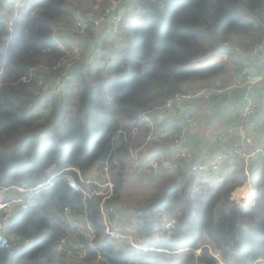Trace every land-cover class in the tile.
<instances>
[{
  "label": "trees",
  "instance_id": "obj_1",
  "mask_svg": "<svg viewBox=\"0 0 264 264\" xmlns=\"http://www.w3.org/2000/svg\"><path fill=\"white\" fill-rule=\"evenodd\" d=\"M68 1L0 0V189L3 200H22L0 222V264H264V158L263 171L250 175L257 192L246 206L230 198L242 177L207 189L211 172L181 165L144 182L133 206L123 193L130 150L151 131L142 114L177 91L231 82L240 51L264 37V0H116L118 28L80 39L86 73L73 70L86 58L66 65L68 45L54 35L75 23ZM96 2L98 13L110 4ZM80 19L76 26L89 30ZM219 52L229 59L196 64ZM60 80L55 95L43 92ZM149 119L160 128L148 147L161 139L164 148L175 125L155 113Z\"/></svg>",
  "mask_w": 264,
  "mask_h": 264
},
{
  "label": "built area",
  "instance_id": "obj_2",
  "mask_svg": "<svg viewBox=\"0 0 264 264\" xmlns=\"http://www.w3.org/2000/svg\"><path fill=\"white\" fill-rule=\"evenodd\" d=\"M17 4L22 0H17ZM119 7L116 2L110 3L105 11L99 17L98 22L101 25H104L105 30H116L120 22L121 15L112 13V10ZM4 10H0V16L4 15ZM87 15V14H86ZM81 17L80 21L89 22L96 24V21L93 20V16ZM98 24V25H99ZM82 26V24H81ZM94 27L95 25L92 24ZM102 28V26H101ZM99 50V48H98ZM264 52V37L259 41L253 43L250 47L240 51V61L241 68L240 74L242 75V83L250 87V85L258 80L264 82V72H262L257 78L253 79L249 73V64L247 62L248 58L254 57L260 53ZM64 84L63 80L57 81V83L52 84L50 87L44 89V93L47 96L55 95L60 89V86ZM235 84H225V85H216V86H203L194 89L177 91L168 97L164 103L157 108L146 111L142 114L141 120L146 121L151 124L149 115L155 113L159 119H163L164 123H173L175 126L167 129L163 136L165 137L163 141L164 148L161 152L155 153L156 155L151 157L148 161L149 168L152 172L158 173L161 171L164 172H173L177 169L178 166L184 165L187 169L192 171H205L211 173H217L221 170L224 164L231 165L236 160L243 161V176L247 183H250V161L256 157L264 158V139L260 142H256L250 135H246L243 131H238L236 133L237 140L234 145L226 146L222 150L218 151L207 161H199L195 158L192 148L189 147L187 142V132L189 122L191 123V116L186 115V107L191 108L193 105H196L197 102H204L205 100H210L214 96H219L233 87ZM249 99V97L247 98ZM256 111V104L248 100L243 106H236L234 108V113L238 116L239 119H244L252 115ZM151 131L146 136V139L138 147L130 150V156L133 160H138L140 155V149H145L148 147V141L152 139L153 133ZM138 132V127L133 126L131 129V134L135 135ZM107 171V168H104ZM90 181V180H89ZM94 183H98L96 180H92ZM109 187L113 186L114 183L107 181ZM19 190H24L19 187ZM250 192L246 191L243 185H237L233 188L230 194V198L235 201L239 206H246L252 204L255 199L253 189ZM3 189H0V222L4 220L10 213L13 212L14 206L18 202H22L21 198L14 200H3ZM116 216V215H115ZM68 218V216L66 215ZM173 225L171 219H167L164 222V227L170 229ZM108 232L112 233V236L115 238H125L129 240L130 244L142 248V249H152L153 247L145 246L142 244V239L137 236L133 237L128 234H121L117 231H110L107 227Z\"/></svg>",
  "mask_w": 264,
  "mask_h": 264
},
{
  "label": "crops",
  "instance_id": "obj_3",
  "mask_svg": "<svg viewBox=\"0 0 264 264\" xmlns=\"http://www.w3.org/2000/svg\"><path fill=\"white\" fill-rule=\"evenodd\" d=\"M17 6L19 7L18 4L14 5V7ZM102 28H104V25H102ZM247 62L249 64V73L253 79L264 72V52L248 58ZM242 79L243 77L239 71L233 76L232 81L228 83L235 85L225 93L214 96L204 102H197L191 108L186 107L185 114L191 116L190 118L192 119L188 125L187 142L197 160L207 162L212 155L224 147L234 145L238 131H243L246 135H250L256 142L264 139V82L256 80L248 87L242 83ZM248 97L249 99H247ZM248 100L256 104V111L243 120L239 119L234 113V108L243 106ZM159 120L163 123V119ZM149 126L154 130L160 128L158 124L152 123V121ZM157 142L156 146L154 145L150 148L154 153H159L163 150L162 140H157ZM147 148L144 150L140 149V157L147 152ZM259 160L260 158L256 157L250 161L251 177L254 171H263ZM233 164H224L217 176L221 178L240 176L242 181L239 185L244 184L246 191L249 190L251 192V189H253V193L256 194L257 190L253 187L251 181L247 183L244 176H242L243 164L241 163L234 168L231 167ZM181 166L185 167L184 165ZM230 169H233V175L228 172Z\"/></svg>",
  "mask_w": 264,
  "mask_h": 264
},
{
  "label": "rangeland",
  "instance_id": "obj_4",
  "mask_svg": "<svg viewBox=\"0 0 264 264\" xmlns=\"http://www.w3.org/2000/svg\"><path fill=\"white\" fill-rule=\"evenodd\" d=\"M28 1L30 0H22L19 6L26 4ZM108 1L109 3H113L116 0H108ZM97 3L98 2L92 4L90 3V0H69L68 1V6L71 9H74L75 14H76L75 23L71 26L70 29L62 28L61 32H59L56 29L54 30V35L56 37L58 35H61L56 38L58 42L62 46H64V44L68 45L67 48L64 49L67 55V59H65L66 65H72L71 60L77 61L78 63L79 59L86 58V55H84L83 57L84 49H83V46L81 45L80 39H82V41L87 42L88 39L92 36L91 34H93V36H96L97 32L101 29L102 25L99 23H102V22H98V21L102 13H98L99 3L98 4ZM85 14H87L86 16L88 15L93 16L94 17L93 20L96 21V24L94 23V21L92 22V24L95 25L94 27L92 26V24L88 25L89 30L86 29L87 26H84V27H81V25L76 26V21L78 20V18L80 19V16H83ZM14 15H15V12H12L7 17V19L8 20L11 19ZM227 54L228 53H225V52H219L213 55L206 54L205 56L200 57L196 61V64L202 65V66L208 65L211 63L219 64L221 61H225L229 59V56ZM87 60H88V57L82 62V66L76 65V67L73 70H80L82 68L81 71L86 73L85 68L87 65L86 64ZM100 63H103V61H100ZM155 155L156 154L153 151H151L150 147H148L147 152L142 154L138 160L136 161L130 160L128 165L126 166L128 182L126 184L127 187L125 188L123 193L127 195V197L126 196L124 197V200L128 205L133 206L136 202H138L139 200H142L143 193L146 190V187L143 184L144 182L150 181L154 178H158L160 177L161 174L167 175V174H174L175 172H177V169L173 172H164V171H161L158 173L152 172L149 168L148 161L151 157ZM135 166L138 167L137 171H136L137 168L135 169ZM217 175H218L217 173H207L206 174V177H208V178L205 177V181L207 182L206 184L207 189H213L215 184H217V182H214V181H218L222 179L220 176H217ZM211 181H213L212 184H211ZM132 218H133L132 211H129V213H127L126 215H123V220H125L126 224H128V221H130ZM126 224L123 223V226H126Z\"/></svg>",
  "mask_w": 264,
  "mask_h": 264
}]
</instances>
